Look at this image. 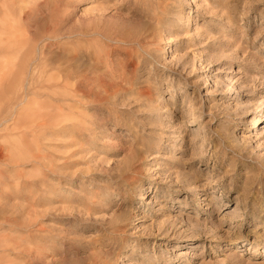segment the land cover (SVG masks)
Segmentation results:
<instances>
[{
  "label": "rangeland",
  "instance_id": "obj_1",
  "mask_svg": "<svg viewBox=\"0 0 264 264\" xmlns=\"http://www.w3.org/2000/svg\"><path fill=\"white\" fill-rule=\"evenodd\" d=\"M263 100L264 0H0V264H264Z\"/></svg>",
  "mask_w": 264,
  "mask_h": 264
},
{
  "label": "bare ground",
  "instance_id": "obj_2",
  "mask_svg": "<svg viewBox=\"0 0 264 264\" xmlns=\"http://www.w3.org/2000/svg\"><path fill=\"white\" fill-rule=\"evenodd\" d=\"M260 100H261V99H260ZM263 102H264V100H263ZM258 105H259V104H258ZM258 107H259V106H258ZM256 120H257V118H254V120H253V121H254V122H256ZM251 131H252V130H251Z\"/></svg>",
  "mask_w": 264,
  "mask_h": 264
}]
</instances>
